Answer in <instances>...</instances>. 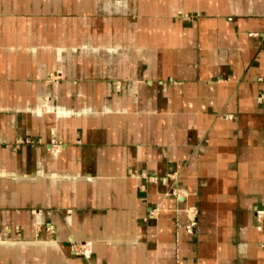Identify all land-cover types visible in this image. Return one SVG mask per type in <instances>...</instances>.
Instances as JSON below:
<instances>
[{
    "label": "crops",
    "instance_id": "0c3cea01",
    "mask_svg": "<svg viewBox=\"0 0 264 264\" xmlns=\"http://www.w3.org/2000/svg\"><path fill=\"white\" fill-rule=\"evenodd\" d=\"M256 211L264 0H0V264H264Z\"/></svg>",
    "mask_w": 264,
    "mask_h": 264
},
{
    "label": "built area",
    "instance_id": "2783aa9c",
    "mask_svg": "<svg viewBox=\"0 0 264 264\" xmlns=\"http://www.w3.org/2000/svg\"><path fill=\"white\" fill-rule=\"evenodd\" d=\"M27 143H31V141L28 140ZM60 148H61V143L59 141H56V140L53 139L51 141V150H54L55 151V150H58ZM256 215H257V218L258 219L263 218L262 216H264V214L261 215L259 211H256ZM191 225H193V223H191ZM191 225H190V227H191ZM75 252H78V251L75 250Z\"/></svg>",
    "mask_w": 264,
    "mask_h": 264
},
{
    "label": "water",
    "instance_id": "95a60500",
    "mask_svg": "<svg viewBox=\"0 0 264 264\" xmlns=\"http://www.w3.org/2000/svg\"><path fill=\"white\" fill-rule=\"evenodd\" d=\"M51 139H54V137L53 138H51ZM60 142V141H59ZM61 143V142H60ZM49 146H51V142L49 143ZM256 219H258L257 218V215H256ZM262 222H264V218H263V220H262V218H261V226H262Z\"/></svg>",
    "mask_w": 264,
    "mask_h": 264
},
{
    "label": "rangeland",
    "instance_id": "374dc122",
    "mask_svg": "<svg viewBox=\"0 0 264 264\" xmlns=\"http://www.w3.org/2000/svg\"><path fill=\"white\" fill-rule=\"evenodd\" d=\"M194 217H195V219L197 218V217H196V214L194 215Z\"/></svg>",
    "mask_w": 264,
    "mask_h": 264
},
{
    "label": "bare ground",
    "instance_id": "6f19581e",
    "mask_svg": "<svg viewBox=\"0 0 264 264\" xmlns=\"http://www.w3.org/2000/svg\"><path fill=\"white\" fill-rule=\"evenodd\" d=\"M260 214H262V212H260Z\"/></svg>",
    "mask_w": 264,
    "mask_h": 264
}]
</instances>
